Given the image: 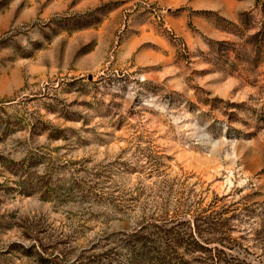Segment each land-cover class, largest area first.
Wrapping results in <instances>:
<instances>
[{"label":"rangeland","instance_id":"1","mask_svg":"<svg viewBox=\"0 0 264 264\" xmlns=\"http://www.w3.org/2000/svg\"><path fill=\"white\" fill-rule=\"evenodd\" d=\"M206 219L249 262L264 0H0V264H147Z\"/></svg>","mask_w":264,"mask_h":264},{"label":"trees","instance_id":"2","mask_svg":"<svg viewBox=\"0 0 264 264\" xmlns=\"http://www.w3.org/2000/svg\"><path fill=\"white\" fill-rule=\"evenodd\" d=\"M202 222L207 224L205 234L165 235L157 238L158 243L153 249H146L147 245L142 247L139 256L147 264H192V261L200 264H264V220L261 225L249 228V232L252 230L249 234V262L229 250L235 240L222 235L221 225L219 228L212 226L209 219ZM178 246L184 247L183 252L175 250ZM194 252L197 255H191ZM186 253L190 255L188 259L184 257Z\"/></svg>","mask_w":264,"mask_h":264}]
</instances>
